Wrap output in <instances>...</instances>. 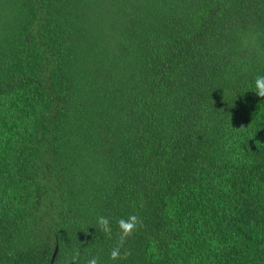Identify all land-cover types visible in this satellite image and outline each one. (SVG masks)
<instances>
[{"label":"trees","instance_id":"trees-1","mask_svg":"<svg viewBox=\"0 0 264 264\" xmlns=\"http://www.w3.org/2000/svg\"><path fill=\"white\" fill-rule=\"evenodd\" d=\"M257 76L264 0H0V264H264Z\"/></svg>","mask_w":264,"mask_h":264},{"label":"clouds","instance_id":"clouds-1","mask_svg":"<svg viewBox=\"0 0 264 264\" xmlns=\"http://www.w3.org/2000/svg\"><path fill=\"white\" fill-rule=\"evenodd\" d=\"M252 91L259 97L264 99V76H257L254 80V87ZM142 223L140 218L136 215H129L127 218H121L117 221V225L120 229L119 232V243L114 247L110 253V257L113 260L126 258L130 255V252L121 253L120 249L123 246L125 240L130 237L137 227ZM97 226L101 231L107 234H111L112 228L110 221L107 217L99 216L97 217ZM79 252H75L71 255L68 264H78ZM87 264H98V259L92 257L87 261Z\"/></svg>","mask_w":264,"mask_h":264},{"label":"water","instance_id":"water-1","mask_svg":"<svg viewBox=\"0 0 264 264\" xmlns=\"http://www.w3.org/2000/svg\"><path fill=\"white\" fill-rule=\"evenodd\" d=\"M56 252H57V248H56V250H55V252H54V254H53L52 261H53V259H54L55 255H56Z\"/></svg>","mask_w":264,"mask_h":264}]
</instances>
